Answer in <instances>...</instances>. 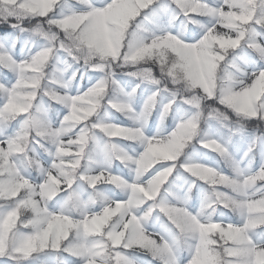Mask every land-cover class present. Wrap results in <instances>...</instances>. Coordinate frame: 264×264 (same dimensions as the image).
I'll return each mask as SVG.
<instances>
[{
  "label": "snow or ice",
  "instance_id": "obj_1",
  "mask_svg": "<svg viewBox=\"0 0 264 264\" xmlns=\"http://www.w3.org/2000/svg\"><path fill=\"white\" fill-rule=\"evenodd\" d=\"M39 5L0 0V24L11 29L0 42V264H55L60 256L69 258L60 264H141L132 251L158 264H264V0H46L43 14ZM180 17L174 31L171 19ZM16 33L34 38L26 58L12 54ZM61 56L63 70L56 68ZM74 65L103 75L73 94L72 80L84 76L75 68L65 79ZM115 66L135 69L125 75L155 88L138 115L109 94L119 88L115 74H105ZM209 95L215 108L200 99ZM45 99L63 110L55 122ZM157 106L158 121L172 115L175 125L145 135ZM109 109L134 125L110 122ZM232 135L250 137L239 161ZM119 141L141 150L129 153ZM194 145L224 160L231 174L182 160ZM113 160L129 179L110 170ZM177 170L190 177L185 195L166 200ZM197 182L210 195L192 213L186 203ZM100 186L123 196L113 199ZM216 208L239 222L214 220ZM152 216L159 231L145 226Z\"/></svg>",
  "mask_w": 264,
  "mask_h": 264
},
{
  "label": "rangeland",
  "instance_id": "obj_2",
  "mask_svg": "<svg viewBox=\"0 0 264 264\" xmlns=\"http://www.w3.org/2000/svg\"><path fill=\"white\" fill-rule=\"evenodd\" d=\"M71 0H69V3ZM211 2V0H209ZM201 22H204L205 18H199ZM184 18L180 17L178 19H171L170 22V27L174 31H179L181 29L182 23H183ZM33 24H35V21H32ZM165 23L167 24L168 21L166 20ZM25 26H27V21L25 22ZM11 32V29L8 28L7 25L5 24H0V42L5 40L4 33ZM19 37L18 42L15 44V48L12 49V54L17 58H26L28 55H30L29 49L32 46L33 39L32 37L28 36L27 34L21 35L19 33H16ZM37 43H44L43 40H38L36 41ZM33 51L35 49H32ZM63 57H60V63L56 64V68L63 70L64 65H63ZM75 68H80L79 65H74L72 69H69L67 73H65V79H67V76L71 74V71H73ZM51 71V70H49ZM80 71L84 73L83 79L80 78V74H77L76 79L72 80L71 84L69 85V91L72 92L73 94L75 93V90L77 87L80 88L81 91L86 89L87 87L91 86V84H94L97 79H99L103 73L101 72H91V71H85L83 68H80ZM114 79L117 80L119 84V89H123V92H116L114 93L113 87L109 88V94L114 96L118 100H124L126 102H129L131 106L134 109V112L136 115L139 114L141 105L145 99L146 96H148L152 91L155 90L154 86H152L148 82H143L138 78H134L128 75H125V73L130 72V71H135L133 68L125 67L122 69H114ZM9 79L12 78V74H8ZM91 78V79H89ZM0 83H5L3 79V70L0 69ZM139 84L140 87L136 90V93L134 96L128 98L127 93H130L133 88L136 87V85ZM163 86V85H161ZM168 99V96L166 93H161V100L163 102H166ZM60 106H51L47 99H45L43 108L45 111L46 117L51 121L55 122L59 116L63 115V110L61 109L59 114H57L56 111L51 112L52 108H59ZM179 107L178 105H174V111L176 108ZM101 116L103 117V109H101ZM158 116H159V107L151 113V115L147 118L146 123L144 124L143 131L145 135L151 136L159 132L160 134H167L172 130V128L175 125V120L173 119L172 115H169L166 119L163 121H158ZM107 119L110 122L113 123H119L123 124L125 126H133L134 125V120L132 118H129L125 115H122L118 112L111 111L110 109L108 110V115ZM234 119V118H233ZM253 126V122H248L247 127L250 129ZM202 128L205 130H208L207 125H202ZM216 130V126L213 127V131ZM219 132L222 134L224 139H228L229 137V132L226 128H220ZM250 137L245 136L243 139L239 135H232L231 140L232 144L238 148V151L236 153V159L237 161L240 160V157L243 155V151L245 148V144L247 140ZM119 146L122 147L125 151L132 153L133 150L136 152H139L140 146L138 143H129L126 141H119ZM195 151H193V147H189L185 150V155L181 157V159H185V157H190L191 159L203 163V164H208L214 168H218L220 171L224 172L225 174H231L230 170V165L224 166L221 161L220 157L216 156L215 154H212L210 152H206L205 150L199 148L198 145H194ZM39 152V150H37ZM42 155V154H41ZM259 160H260V155L259 152L255 154V158L252 162V168L253 170L258 167L259 165ZM247 164V161H243L241 163V167L243 168L244 165ZM227 169H226V168ZM98 170V169H96ZM110 170L118 175L123 176L125 179L130 178V174L128 172V169L125 168L123 165L119 164L116 161H111L110 162ZM32 176H35L36 173H31ZM190 180V177H188L186 174L180 172L177 170L176 173L173 174L172 177L169 178V182L167 184H172L174 185V189L169 188L168 191L172 193L171 197H166V200H171L172 197H175L177 199H182L185 195V189L187 188V182ZM203 185V184H202ZM202 185L197 184L195 188H197V192L195 194L194 200L191 199V193L194 191L195 188L192 189L191 193H189V199L187 200L186 207L188 210L192 213H195L198 211L202 206L203 202L206 199V194L204 193V189L202 188ZM206 186V185H205ZM100 191L104 194L107 195L113 199H118L123 196V193H121L119 190L113 188L112 186H100ZM211 209H206L205 212H209ZM213 219L214 220H223L224 222L228 223H238L239 222V217L227 210H224L222 208H216L215 213L213 214ZM145 226L148 231H159V222L156 221L155 217H149L147 221H145ZM133 255H129L130 257L136 259L137 261L141 262V264H158V262L151 263L145 258L146 256L145 253L139 252V251H132ZM187 257V252H181L180 253V259L184 260ZM62 259H69L66 256H60L55 259V264H60V261Z\"/></svg>",
  "mask_w": 264,
  "mask_h": 264
},
{
  "label": "clouds",
  "instance_id": "obj_3",
  "mask_svg": "<svg viewBox=\"0 0 264 264\" xmlns=\"http://www.w3.org/2000/svg\"><path fill=\"white\" fill-rule=\"evenodd\" d=\"M39 6L41 8V14H43V12L47 10L46 9V0H40V5ZM114 69H122V68L120 66H115V67L109 68V69L106 70L105 74L110 78L111 75L114 73V71H113ZM116 92H121V89H119V88L114 89V93H116ZM200 99L203 102L204 107L206 109L207 108H215L216 107L215 104L211 103V99H212L211 95H209L206 100L204 98H202V97ZM233 123H235V122H233ZM122 131L123 130H121V129H115L112 132V134L113 135H119V134H121ZM130 138H133V137H130ZM213 227H215V226H213Z\"/></svg>",
  "mask_w": 264,
  "mask_h": 264
},
{
  "label": "trees",
  "instance_id": "obj_4",
  "mask_svg": "<svg viewBox=\"0 0 264 264\" xmlns=\"http://www.w3.org/2000/svg\"><path fill=\"white\" fill-rule=\"evenodd\" d=\"M203 19V18H202ZM188 29L189 30H192V25H188ZM51 106H56V105H51ZM54 108H52L51 109V112H53L54 113V110H53ZM248 123V122H247ZM220 161H221V163L224 165V166H226V162L224 161V160H222L221 158H220ZM226 168V167H225ZM227 169V168H226ZM197 184H200L199 182H197ZM200 185H202V184H200ZM174 185H172V184H167V185H165V187L167 188V189H169V188H171V189H174V187H173ZM202 188L204 189V193L206 194V196H208V195H210V190L207 188V186H205V185H202ZM197 188H195L194 189V191L191 193V199L192 200H194V198H196L195 197V194H196V192H197ZM206 209H208V208H206ZM128 255H133V253L132 252H130V253H128ZM145 258H147V260L149 261V262H151V263H154V262H156L155 260H152V258H151V256H149V255H147L146 254V256H144Z\"/></svg>",
  "mask_w": 264,
  "mask_h": 264
}]
</instances>
